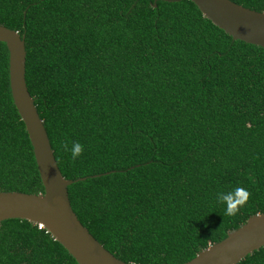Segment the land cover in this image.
<instances>
[{
  "label": "trees",
  "instance_id": "trees-1",
  "mask_svg": "<svg viewBox=\"0 0 264 264\" xmlns=\"http://www.w3.org/2000/svg\"><path fill=\"white\" fill-rule=\"evenodd\" d=\"M264 12V0H229ZM23 81L88 234L127 264H181L264 212V47L188 0H0ZM0 42V191L41 192ZM84 146L75 161L65 142ZM251 196L225 216L219 191ZM0 264H76L43 228L0 221ZM236 264H264V245Z\"/></svg>",
  "mask_w": 264,
  "mask_h": 264
},
{
  "label": "water",
  "instance_id": "water-1",
  "mask_svg": "<svg viewBox=\"0 0 264 264\" xmlns=\"http://www.w3.org/2000/svg\"><path fill=\"white\" fill-rule=\"evenodd\" d=\"M201 17L231 40L264 47V12L229 0H188ZM0 42L7 53V83L12 105L26 134L41 192L0 191V221L22 219L36 224L56 241L76 264H127L113 257L80 225L71 211L66 186L76 180L61 177L32 99L23 81L22 36L0 25ZM264 245V212L248 216L220 240L197 251L181 264H236Z\"/></svg>",
  "mask_w": 264,
  "mask_h": 264
},
{
  "label": "clouds",
  "instance_id": "clouds-1",
  "mask_svg": "<svg viewBox=\"0 0 264 264\" xmlns=\"http://www.w3.org/2000/svg\"><path fill=\"white\" fill-rule=\"evenodd\" d=\"M64 151H70L72 160L75 161L77 158H79L83 151L84 146L77 142H73L71 149L68 148L67 142H65L63 145H61ZM251 196V193L243 188V187H236L234 190L229 192H223L219 191L216 194V200L218 203L225 205V216H235L241 207H243L249 197Z\"/></svg>",
  "mask_w": 264,
  "mask_h": 264
},
{
  "label": "built area",
  "instance_id": "built-area-1",
  "mask_svg": "<svg viewBox=\"0 0 264 264\" xmlns=\"http://www.w3.org/2000/svg\"><path fill=\"white\" fill-rule=\"evenodd\" d=\"M37 226V225H36ZM37 227H39V226H37Z\"/></svg>",
  "mask_w": 264,
  "mask_h": 264
}]
</instances>
